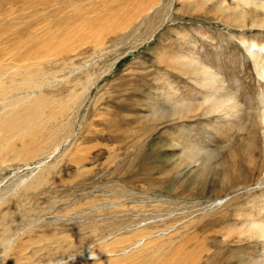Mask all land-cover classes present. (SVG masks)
Wrapping results in <instances>:
<instances>
[{
	"label": "rangeland",
	"instance_id": "rangeland-1",
	"mask_svg": "<svg viewBox=\"0 0 264 264\" xmlns=\"http://www.w3.org/2000/svg\"><path fill=\"white\" fill-rule=\"evenodd\" d=\"M235 1L0 0V264H264V0Z\"/></svg>",
	"mask_w": 264,
	"mask_h": 264
},
{
	"label": "bare ground",
	"instance_id": "bare-ground-1",
	"mask_svg": "<svg viewBox=\"0 0 264 264\" xmlns=\"http://www.w3.org/2000/svg\"><path fill=\"white\" fill-rule=\"evenodd\" d=\"M235 2L238 3L239 6L241 7H246L249 5V2L246 1V0H236ZM45 5V3H44ZM35 6V5H34ZM8 7V6H7ZM12 8V7H11ZM260 11H264V5L262 7H260ZM4 9V8H3ZM2 10V8H1ZM25 10V9H24ZM23 10V11H24ZM9 11V10H8ZM264 25V24H263ZM2 35H5V34H2ZM7 35V34H6ZM25 35V34H24ZM28 36V35H27ZM47 48V47H46ZM48 49V48H47ZM40 50V49H39ZM32 55V54H31ZM38 55V54H37ZM28 58L30 56H27ZM35 57V56H34ZM27 58V60H28ZM18 64V63H17ZM27 64V63H26ZM185 65L186 67H192V68H195L196 72L199 73L197 75H202L201 77H203V84L202 86L206 89V90H209L211 92V95L210 97H207L205 99V104H208L210 105V109H209V112L211 111H214L215 113H218L220 114L221 116H226V117H230V118H235L236 120L237 119H242V120H246V116L249 112H245L243 109L240 108L239 105H237V103H235L234 99L232 97H227L226 94L223 92L224 89H223V86H222V83H221V80L218 78V76H214L210 70L204 66V65H201L199 63H192L191 61H189V63L185 62L183 63V68H185ZM3 71V70H2ZM194 72V70L192 71ZM190 72V74L192 73ZM193 74V73H192ZM191 74V75H192ZM4 75V74H3ZM196 77V76H195ZM198 77V76H197ZM201 80V79H200ZM30 81V80H29ZM199 81V80H198ZM200 83V82H198ZM236 86V85H235ZM230 89V88H229ZM237 89V87H235V90ZM3 98H1L2 100ZM7 102V101H6ZM11 102V101H10ZM2 103V102H1ZM167 103V102H166ZM6 104V103H5ZM192 104V103H191ZM15 105V104H14ZM176 105H180V106H177L175 107L173 110L176 109L179 110L182 115H180L181 118H184L185 116L183 115V112L189 110V108L187 107V104L185 103H181V104H176ZM199 105V104H198ZM3 106H7V105H4ZM189 106V104H188ZM207 106H204V107H207ZM9 107V106H8ZM39 107V106H38ZM199 107V106H198ZM10 108V107H9ZM7 108V109H9ZM202 108V106H201ZM190 109L191 111H194V107L192 105H190ZM200 110V109H199ZM164 110H158V113L156 115H159V113H163ZM206 111V110H205ZM18 114V113H16ZM250 114V113H249ZM248 114V115H249ZM255 115H257V121L254 122V130L256 131H253V135L255 136V139L257 137V132L259 130V127L261 126L262 128H264V110L262 112H257V113H254ZM41 115V114H39ZM165 115V114H164ZM14 114H9L8 117L9 119L13 118L14 119ZM16 119L15 120H10V121H5L7 123L8 126H11V127H14V128H23V121L20 117V115H17L15 116ZM6 118V117H5ZM29 119V122H28V127L30 128L31 125H34L35 122H32L31 121V117H27ZM248 120V119H247ZM250 120V119H249ZM3 121V120H2ZM245 122V121H244ZM54 123V122H53ZM37 124V123H36ZM27 125V124H26ZM49 125V124H48ZM7 126V127H8ZM6 127V128H7ZM33 127V126H32ZM3 128V127H2ZM24 129V128H23ZM243 130V129H242ZM27 130H23L21 132H25ZM244 131V130H243ZM249 142V141H248ZM256 143H252L251 146H254ZM247 150V149H246ZM255 150V149H254ZM250 153V152H249ZM252 154H250L249 156H251ZM191 162V161H190ZM5 211V210H4ZM264 226V225H263ZM261 227V225H255V230H258L261 234V237L264 238V227ZM252 228H253V225H252ZM250 227V229H252ZM254 229V228H253ZM242 230H244L242 228ZM254 230V232H255ZM247 232V231H246ZM258 232V233H259ZM252 230H251V235H252ZM249 234V233H248ZM257 237V236H256Z\"/></svg>",
	"mask_w": 264,
	"mask_h": 264
}]
</instances>
